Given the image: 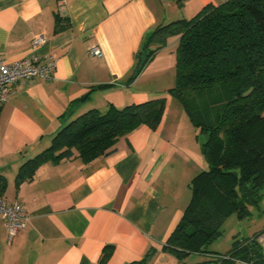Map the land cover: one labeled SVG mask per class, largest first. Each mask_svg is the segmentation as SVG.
<instances>
[{"label": "crops", "instance_id": "1", "mask_svg": "<svg viewBox=\"0 0 264 264\" xmlns=\"http://www.w3.org/2000/svg\"><path fill=\"white\" fill-rule=\"evenodd\" d=\"M224 1L0 0L1 56L56 60L50 79L15 82L0 106V176L6 183L0 197L21 201L28 215L25 230L8 242L0 213V264H181L163 246L190 201L191 179L207 163L201 152L206 134L167 92L178 37L167 39L132 76L155 26ZM57 16L68 22L59 33ZM37 36L44 42L34 46ZM91 46L101 56L90 55ZM161 96L166 104L155 129L139 125L109 154L87 163L74 155L46 160L16 187L19 167L80 114ZM189 255L183 262L190 264Z\"/></svg>", "mask_w": 264, "mask_h": 264}, {"label": "trees", "instance_id": "2", "mask_svg": "<svg viewBox=\"0 0 264 264\" xmlns=\"http://www.w3.org/2000/svg\"><path fill=\"white\" fill-rule=\"evenodd\" d=\"M56 17L54 32L68 22ZM178 37L174 84L167 92L206 134L201 152L207 169L190 182L191 197L163 248L181 264L191 253L208 254L205 244L221 234L228 212L243 216L264 188V0H225L205 5L189 19L158 24L145 37L132 79L165 46ZM223 87L218 102L197 103V96ZM166 104L164 96L105 110L89 109L61 127L50 145L23 163L15 185L33 176L44 161L71 156L87 163L109 154L119 137L139 125L155 129ZM6 186L0 176V188ZM260 233V232H259ZM251 237L233 242L224 253L194 264H235V259L264 264V251ZM110 249L101 258L104 262ZM142 261L132 264H141Z\"/></svg>", "mask_w": 264, "mask_h": 264}, {"label": "built area", "instance_id": "3", "mask_svg": "<svg viewBox=\"0 0 264 264\" xmlns=\"http://www.w3.org/2000/svg\"><path fill=\"white\" fill-rule=\"evenodd\" d=\"M44 42L42 36L33 38L32 45L36 46ZM88 53L93 56H101L99 47L91 46ZM56 60L53 56L42 57L38 54H31L13 61H7L0 54V106L5 103L11 93L12 85L21 80L39 77L44 80L51 78L55 68ZM0 213L6 222L7 241L11 240L23 232L28 222V215L24 211L21 201L5 202L0 197ZM258 244L264 251V230L256 236ZM235 264H255L252 260L235 259Z\"/></svg>", "mask_w": 264, "mask_h": 264}, {"label": "rangeland", "instance_id": "4", "mask_svg": "<svg viewBox=\"0 0 264 264\" xmlns=\"http://www.w3.org/2000/svg\"><path fill=\"white\" fill-rule=\"evenodd\" d=\"M221 89L223 87H214V89L201 93L197 96V103L210 104L218 102L224 95ZM261 230H264V188L261 189L260 196L255 202L247 204L245 215L239 216L235 211L228 212L221 225V234L206 243L204 248L209 253H224L232 248L235 240L251 237ZM209 253H191L187 261L190 264L205 261L211 258Z\"/></svg>", "mask_w": 264, "mask_h": 264}]
</instances>
